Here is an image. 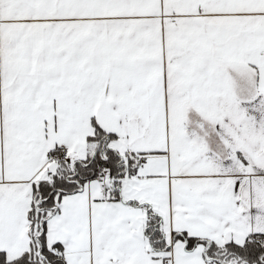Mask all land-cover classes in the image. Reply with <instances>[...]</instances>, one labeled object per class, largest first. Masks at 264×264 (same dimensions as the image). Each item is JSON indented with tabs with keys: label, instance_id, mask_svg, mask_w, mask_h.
Segmentation results:
<instances>
[{
	"label": "snow or ice",
	"instance_id": "1",
	"mask_svg": "<svg viewBox=\"0 0 264 264\" xmlns=\"http://www.w3.org/2000/svg\"><path fill=\"white\" fill-rule=\"evenodd\" d=\"M0 264H264V0H0Z\"/></svg>",
	"mask_w": 264,
	"mask_h": 264
}]
</instances>
